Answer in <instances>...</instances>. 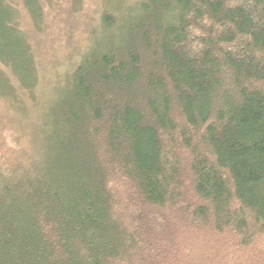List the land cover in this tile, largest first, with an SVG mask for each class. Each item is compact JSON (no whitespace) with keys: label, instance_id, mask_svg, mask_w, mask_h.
Masks as SVG:
<instances>
[{"label":"trees","instance_id":"trees-1","mask_svg":"<svg viewBox=\"0 0 264 264\" xmlns=\"http://www.w3.org/2000/svg\"><path fill=\"white\" fill-rule=\"evenodd\" d=\"M129 2L23 140L44 0H0V264H264V0Z\"/></svg>","mask_w":264,"mask_h":264},{"label":"rangeland","instance_id":"rangeland-1","mask_svg":"<svg viewBox=\"0 0 264 264\" xmlns=\"http://www.w3.org/2000/svg\"><path fill=\"white\" fill-rule=\"evenodd\" d=\"M103 1L44 0L43 15L38 24H34L21 8V23L30 41L34 62L38 66L33 90L34 98L29 97L30 100H27L28 104H31L29 111L22 113L26 114L27 119L22 117L21 122L19 120L21 126L18 137L21 139H29L33 133L36 134L37 127L45 123L48 98L54 94L52 87L49 88V83H52L67 62L87 45L90 30ZM133 1L112 0L115 6L123 3L126 5ZM34 99L35 104H33ZM2 112L0 102V113ZM5 113L11 118L19 117V113L15 117L9 110ZM14 143L7 138V131L0 132V153L3 157L9 155Z\"/></svg>","mask_w":264,"mask_h":264}]
</instances>
